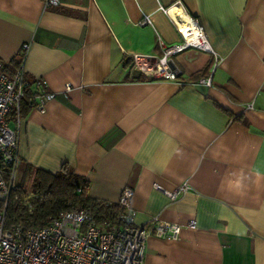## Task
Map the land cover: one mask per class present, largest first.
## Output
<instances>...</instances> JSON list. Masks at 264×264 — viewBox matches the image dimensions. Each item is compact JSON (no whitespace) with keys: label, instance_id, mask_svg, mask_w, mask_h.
Masks as SVG:
<instances>
[{"label":"crops","instance_id":"1","mask_svg":"<svg viewBox=\"0 0 264 264\" xmlns=\"http://www.w3.org/2000/svg\"><path fill=\"white\" fill-rule=\"evenodd\" d=\"M59 1L0 0V60L29 43L24 70L55 94L17 127L9 118L15 180L27 164L66 163L91 197L117 202L130 186L134 224L183 225L175 240L149 235L143 264H264V0H179L218 61L186 49L176 80L131 79L129 54L159 56L158 37L180 40L164 11L177 0ZM202 72L210 85L194 80ZM183 183L173 199L154 187Z\"/></svg>","mask_w":264,"mask_h":264},{"label":"built area","instance_id":"2","mask_svg":"<svg viewBox=\"0 0 264 264\" xmlns=\"http://www.w3.org/2000/svg\"><path fill=\"white\" fill-rule=\"evenodd\" d=\"M59 0H43V8L57 6ZM176 5L182 15L177 18L183 28L169 15L170 8ZM164 11L174 25L180 40L165 44L158 37L161 55L129 54L132 68L145 75L164 80H176L182 70L173 63V58L189 48H195L210 54L213 62L218 61L209 40L198 19L188 14L177 0ZM140 24L152 25L149 15H144ZM29 43L21 45L22 62L12 75L0 70V200L4 202L0 210V264H143L146 240L149 235L164 239H178L183 225L153 217L148 226L136 225L132 219L134 211L130 208L133 189L124 186L118 203L126 214L120 223L106 229L100 228L90 210L61 211L49 224L24 228L19 225L5 227V207L11 191L16 187V170L19 162L16 127L19 124V101L22 95L23 61ZM200 83L210 85L211 76L198 79ZM69 86H65L68 90ZM53 92L40 90L33 109L44 111L45 103L54 97ZM15 112L16 127L9 125L10 115ZM170 199L177 193L187 190L186 183L173 190H166L155 184ZM195 228V221L186 225Z\"/></svg>","mask_w":264,"mask_h":264},{"label":"trees","instance_id":"3","mask_svg":"<svg viewBox=\"0 0 264 264\" xmlns=\"http://www.w3.org/2000/svg\"><path fill=\"white\" fill-rule=\"evenodd\" d=\"M36 39V36L33 37ZM21 47L19 52L7 61L0 60V70L8 75L20 67L22 62ZM210 63L204 69L208 70ZM197 73L194 80L205 73ZM131 79L146 80L141 73ZM24 87L19 101L18 115L25 116L37 102L40 90H45L41 79L23 73ZM10 116L15 117V112ZM30 183V191L26 190V182ZM11 191L5 207V227L19 225L24 228L37 227L49 224L61 211H75L86 208L90 210L95 223L102 229L120 223L121 216L126 214L123 206L118 201L91 197L88 194L90 182L83 176L76 174L66 163L59 170L49 172L41 168H34L27 164L22 172L19 182ZM4 202L0 200V210Z\"/></svg>","mask_w":264,"mask_h":264},{"label":"bare ground","instance_id":"4","mask_svg":"<svg viewBox=\"0 0 264 264\" xmlns=\"http://www.w3.org/2000/svg\"><path fill=\"white\" fill-rule=\"evenodd\" d=\"M169 15L176 22V24L180 25L183 28L182 24L177 18L178 15H182V10L180 7L173 5L169 10Z\"/></svg>","mask_w":264,"mask_h":264},{"label":"rangeland","instance_id":"5","mask_svg":"<svg viewBox=\"0 0 264 264\" xmlns=\"http://www.w3.org/2000/svg\"><path fill=\"white\" fill-rule=\"evenodd\" d=\"M132 68V67H131ZM20 174V172H19V168H17V170H16V176L18 177V175ZM16 181V180H15ZM16 182H19V181H16ZM30 181L29 182H26V184H25V188H26V190H28V191H30Z\"/></svg>","mask_w":264,"mask_h":264}]
</instances>
